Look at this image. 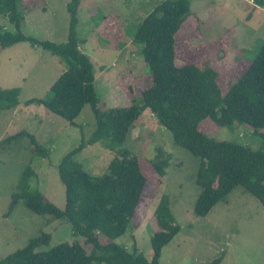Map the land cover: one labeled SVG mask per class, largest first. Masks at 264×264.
<instances>
[{
  "label": "rangeland",
  "instance_id": "1",
  "mask_svg": "<svg viewBox=\"0 0 264 264\" xmlns=\"http://www.w3.org/2000/svg\"><path fill=\"white\" fill-rule=\"evenodd\" d=\"M163 0H80L77 33L83 52L95 67L96 90L101 109L125 107L139 101L151 77L132 38L142 20ZM70 0H21L22 31L38 40L64 43L68 39ZM191 15L176 39L177 63L203 65L210 60L224 89L249 66L264 40V7L255 0H189ZM0 28L15 31L7 16L0 15ZM131 41V43L127 42ZM218 58V59H215ZM66 67L59 57L22 42L0 53V88H19V105L0 111V259L22 249L43 233L52 235L50 247L76 241L71 225L51 216L42 217L19 204L11 214L12 195L26 166L31 163L38 188L45 199L63 209L65 186L58 173L63 158L77 148L83 136L96 129L90 106L71 125L43 105L26 102L49 96L51 86ZM200 129L212 138L235 141L257 148L259 139L251 128L237 125L231 131L210 119ZM26 131L45 150H33ZM127 147L137 155L147 178L132 226L118 239L148 260L153 257L152 233L158 230L155 210L165 196L180 230L162 249L161 264H209L222 256L220 264H264V206L241 187L220 201L206 217L194 213L201 192L196 183L200 159L175 146L171 134L146 112L133 126ZM115 151L102 144L86 147L78 160L92 176L102 175ZM170 161L164 178L154 174L151 162ZM46 249V248H42Z\"/></svg>",
  "mask_w": 264,
  "mask_h": 264
},
{
  "label": "trees",
  "instance_id": "2",
  "mask_svg": "<svg viewBox=\"0 0 264 264\" xmlns=\"http://www.w3.org/2000/svg\"><path fill=\"white\" fill-rule=\"evenodd\" d=\"M255 1L264 7V0ZM20 2L0 0V15L7 16L15 27V31L0 28V53L13 45L30 42L59 57L66 67L51 86L48 97L30 99L26 104L43 105L71 125H77L75 120L90 106L96 129L88 138L83 136L80 145L58 165L59 178L65 186L63 209L45 199L31 163L26 166L8 209L11 214L22 204L39 216L64 220L71 225L77 240L50 247L52 235L43 233L0 259V264H161L162 249L180 230L167 197H162L155 210L158 230L151 236V260L136 247L130 251L117 242L133 225L147 183L140 158L124 147L133 126L146 112L171 134L175 146L200 159L196 183L201 192L194 207L197 216L206 217L238 187L264 206V40L249 66L224 91L218 83L219 73L209 59L201 66L177 63L176 36L191 15V6L189 0H163L142 20L131 40L140 47L150 83L143 88L139 101L101 109L94 63L81 50L84 40L80 42L77 33L80 0H70L67 5L70 26L64 43L25 35ZM20 91L0 88V111L17 107ZM206 119L231 131L237 125L251 128L260 143L252 148L212 138L200 129ZM23 136L29 137L34 151L45 153L26 131L7 140ZM95 144L115 151L100 176L90 175L77 158L86 147ZM169 163L168 159L152 161L154 174L164 178ZM221 261L219 256L209 264Z\"/></svg>",
  "mask_w": 264,
  "mask_h": 264
},
{
  "label": "crops",
  "instance_id": "3",
  "mask_svg": "<svg viewBox=\"0 0 264 264\" xmlns=\"http://www.w3.org/2000/svg\"><path fill=\"white\" fill-rule=\"evenodd\" d=\"M80 48H81V50L83 51V48H85V47H83V44L80 46ZM63 72V71H62Z\"/></svg>",
  "mask_w": 264,
  "mask_h": 264
}]
</instances>
